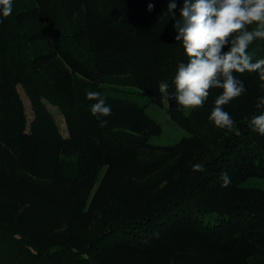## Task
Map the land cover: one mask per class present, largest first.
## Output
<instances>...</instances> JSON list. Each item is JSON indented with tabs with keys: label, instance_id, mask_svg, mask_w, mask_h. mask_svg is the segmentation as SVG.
Here are the masks:
<instances>
[{
	"label": "trees",
	"instance_id": "1",
	"mask_svg": "<svg viewBox=\"0 0 264 264\" xmlns=\"http://www.w3.org/2000/svg\"><path fill=\"white\" fill-rule=\"evenodd\" d=\"M175 2L169 16V0H13L0 16V264H264V135L248 126L264 111L262 82L234 73L247 91L223 107L239 134L208 118L220 88L181 109ZM247 51L264 59V39ZM88 91L112 115L93 116ZM149 103L186 134L150 142L163 130Z\"/></svg>",
	"mask_w": 264,
	"mask_h": 264
},
{
	"label": "clouds",
	"instance_id": "2",
	"mask_svg": "<svg viewBox=\"0 0 264 264\" xmlns=\"http://www.w3.org/2000/svg\"><path fill=\"white\" fill-rule=\"evenodd\" d=\"M153 8L154 4L149 3L148 11ZM167 8L168 15L174 16L175 0H169ZM12 12L13 0H0V16L7 18ZM251 25L254 27L249 30ZM174 28L175 40L182 43L188 60L177 66L171 97L181 109L191 110L203 107L212 88L222 89L208 118L217 128L239 134L235 121L223 106L247 91L234 73H258L260 87L264 89V59L253 62L247 51L256 39H264V0H183ZM229 43V50L223 52ZM167 87L162 84L161 92ZM86 95L88 100L96 101L90 105V111L98 120L112 115L111 107L99 92L88 91ZM256 108H264V97L259 98ZM104 124L106 121H101L100 126ZM248 126L264 135V111L253 115ZM192 170L203 172L205 167L195 164ZM221 180V187L231 182L226 172L221 174Z\"/></svg>",
	"mask_w": 264,
	"mask_h": 264
},
{
	"label": "rangeland",
	"instance_id": "3",
	"mask_svg": "<svg viewBox=\"0 0 264 264\" xmlns=\"http://www.w3.org/2000/svg\"><path fill=\"white\" fill-rule=\"evenodd\" d=\"M17 89H18L19 95L22 99V102L24 104L27 122H29V120L31 119L32 112L30 109V105H29L27 96L25 95V93L22 90V87L20 85H17ZM129 95L131 97H133L134 99H136L140 104L147 103L146 98L144 96L136 93L135 90L132 93H130ZM48 107L50 108V110L52 111V113L55 117V120L59 126L61 134L63 136H67V131H66L63 116L61 115V113L59 112V110L55 106L48 104ZM146 111L149 115H151L162 126V130H163L161 135L150 137V142L157 144V145H168V144L175 143L176 141H178L180 139V137H182L183 135L186 134V132L184 130H182L180 127L175 125L169 119V117L166 113L165 103L163 104V106H159L156 104L149 103L146 106ZM103 172L104 171H102V173L100 174V178L98 179L94 189L99 184V181L101 179V176L103 175ZM262 184L263 183L257 178H251L244 183V185H262ZM93 193L94 192H91L90 196H93Z\"/></svg>",
	"mask_w": 264,
	"mask_h": 264
}]
</instances>
